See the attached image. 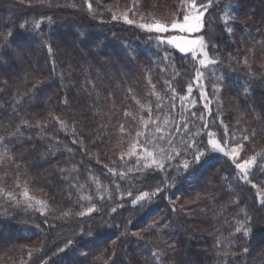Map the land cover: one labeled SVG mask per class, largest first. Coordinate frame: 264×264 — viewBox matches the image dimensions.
Here are the masks:
<instances>
[{
    "label": "trees",
    "instance_id": "obj_1",
    "mask_svg": "<svg viewBox=\"0 0 264 264\" xmlns=\"http://www.w3.org/2000/svg\"><path fill=\"white\" fill-rule=\"evenodd\" d=\"M180 2L0 0V188L15 196L0 194V264H264V205L252 187L264 191V0H213L202 33L217 61L204 74L224 87L221 98L229 120L240 122L244 155L262 154L248 182L227 161L208 157L199 113L193 123L200 133L191 138L194 152L205 151L201 165L185 172L176 158L163 171L118 175L125 158L117 130L134 105L129 89L138 96L146 91L140 103H149L151 117L161 120L173 116V99L185 94L198 69L190 58L112 17L122 7L158 14ZM227 10L241 19L235 32L227 31ZM253 45L259 48L255 57ZM209 121V131L223 141L213 115ZM182 148L180 158L190 160L192 151L187 144ZM25 187L34 200L47 202L43 214L34 201L28 206ZM157 187L163 190L150 202L132 205L135 196ZM187 196L189 204H183ZM92 206L95 212L78 215ZM68 210L72 215L64 217ZM245 216L251 218L247 237L235 231Z\"/></svg>",
    "mask_w": 264,
    "mask_h": 264
},
{
    "label": "rangeland",
    "instance_id": "obj_2",
    "mask_svg": "<svg viewBox=\"0 0 264 264\" xmlns=\"http://www.w3.org/2000/svg\"><path fill=\"white\" fill-rule=\"evenodd\" d=\"M182 7H183L182 3L180 2L179 5H177V8L175 10H173V11L166 10V12H164V11L160 12L159 11L158 14H154L152 11L147 12L146 14H143V13L139 14V13H136L133 10H131V8H126V7H122L118 10V15H116L117 19H115V21H118V22H120L124 25H127V26H133L134 29H137L138 31L149 35V38L155 44L162 45L164 47L173 49L176 53L180 54L181 56H183V57L185 56V57L190 58L192 61H194V64L197 66V69H198L196 74H195L194 79L191 80L186 85L185 94L182 96H178V97L173 99L172 105H171L173 116L167 115L161 120L154 119L153 117H151L149 115V112H148L149 103L145 104L144 109H141V107H140L141 103L138 104L136 102L137 100H139V102H140L141 99H143V97L148 98L146 91H144L141 94L142 96H138L134 91L129 92V95L132 98V100H133L132 102L134 103V105H132L131 109H129L128 111H125V112L129 113V115L126 116L125 112H123V119H125V118L126 119H125V122H123L122 124L120 122V126L123 125L124 131L121 132L119 130L120 126H119V129L117 130V135L119 137L117 139V141H118V145L120 146L119 150L121 151V153H126L129 149L130 142L136 136V133L138 131H144L148 136L151 137V139L154 141V143L163 147L166 152H168L170 155L173 156V159H171V160L166 159L164 161L165 166L170 165L176 158L179 159V163H180V165H182V162L184 159H181L180 155L182 154V151L185 149L182 147L185 146L186 144L188 145L189 143L192 142V138H191L192 136H194L195 138L198 136V135H193L194 133H197V132L200 133V131H198V127L195 126L193 123L194 118L196 119V114L199 113V115L203 114L204 119H205V123H204L203 127H201V131H202V133L207 132L206 138H207V154H208V157L210 159H213V161H215V162H218L220 159L227 161L229 164H231V166H233V168L235 170L236 177L238 179L242 180L243 182H248L249 177H251V175L253 174L256 166H254L251 169L250 175L248 176L247 180H245L243 178V174L240 173L239 169H237L235 167L233 160L230 159L229 156H226L223 153L218 152V151H216V152L211 151L210 146L208 145L209 133H211L213 135V138H215L216 140H218L222 144V146L225 148L226 151H229L231 148H233L237 145H242L241 143L243 141V139L241 140L240 122L235 123V121L233 122L232 120H229V117H230L228 115L229 106L225 102V97L221 98V91L224 90V87H222L221 84L216 82V79H214V78L210 79L209 77H207L204 74L205 71L211 72V69L213 68L214 64H209L207 67H202L199 64V58L193 59L192 53H181L178 49L172 47L171 45H168L167 43H160L159 42L158 37L162 38V39H166L168 36L173 34L171 32H169V33L149 32V31H146V30L138 27V25L140 23H153L156 20H158L162 23L171 22L172 20L176 19L177 16L181 13ZM233 13H235V11L231 12V11L227 10V12L224 14V17H223V19H224L225 16L227 15L228 20L226 23V27H227V29L230 27L232 29L231 32H235L233 29L241 21V19L237 18ZM125 14H127L129 19L134 21L132 24H128L124 21V15ZM163 16H165V17H163ZM141 17L145 18V20L144 19L141 20ZM203 22H204V17H203ZM224 22H225V19H224ZM202 33H203V28L201 29L200 32L184 33L181 35H183L186 39L195 40V39H198L200 37H203ZM258 44L259 43L257 41L256 46H258ZM254 46L255 45H253L251 47L252 49L250 48L249 51H250L251 55L255 57V53H257V50L259 48L257 49V47H254ZM206 51H207V49H206ZM215 74L218 76L217 73H215ZM215 74L213 73L212 75H214L216 77ZM146 81H147V79H146ZM147 84H149V82ZM189 87H191V92L188 91ZM133 97H135V99ZM220 101H221V103H220ZM133 106H134V110H133ZM217 107L224 108L225 110L218 113ZM137 110H139L140 112L146 111L148 113V115L144 118L145 120H149V124H148L147 128H143L140 115L138 116L134 113ZM222 114L225 118H228L229 124L234 125L233 130H229L226 128V124L228 122H225L224 120H222V117H223ZM212 115L214 116V122L217 123L218 127L222 131L221 135L223 136V141H220L218 139V135L215 132L209 131V125H210L209 118ZM165 120H167L168 122L165 123ZM135 121L139 122L138 128L136 127ZM153 121H155V122H153ZM157 124H159L161 129H163V132H162V135L164 136L163 140L157 139V137L159 135H161V133H157L155 131ZM185 126H186L187 130H185ZM229 131H230V133H229ZM227 133H229V134H227ZM142 142H143V139H142ZM172 148L177 149L179 151L180 155H176L174 152H172ZM193 149L194 148H188V150H191L192 153L194 152ZM244 150L245 149L243 146L242 149L240 150L239 157L236 160V163H241L244 160H247L249 158L247 156L245 157ZM189 156H192V154H190ZM122 163H123V169L125 171L128 168L136 169L137 158L135 156H133L131 158L125 156V159ZM140 171L144 172L146 170H134L133 172L128 173L125 177H133L134 175L138 174ZM195 180L196 179H194V181ZM206 181H207V179H204L202 182H205L206 184L211 185L210 184L211 181L209 183H207ZM199 183H201V181ZM254 189H255L256 196H257V199L259 202L261 198H264V191L261 190V187H255ZM195 195H197V194L195 193ZM188 197L189 196H187L184 199L183 204L189 202ZM179 200L177 199V201H179ZM259 204H260V202H259Z\"/></svg>",
    "mask_w": 264,
    "mask_h": 264
},
{
    "label": "snow or ice",
    "instance_id": "obj_3",
    "mask_svg": "<svg viewBox=\"0 0 264 264\" xmlns=\"http://www.w3.org/2000/svg\"><path fill=\"white\" fill-rule=\"evenodd\" d=\"M87 2V0H86ZM213 0H207V3L200 2L198 3L197 0H181L182 3V9L181 13L177 16L176 19L172 20L168 23H162L158 20L154 21L153 23H140L138 27L141 29H144L149 32H157V33H173L172 35L168 36L166 39L159 38L160 43H167L168 45H171L172 47L178 49L181 53H192L193 59L199 58V64L202 67H207L209 64H215L217 61L215 59H212L209 57L207 49V43L204 40L203 37H200L198 39H186L183 35L184 33H196L200 32L201 29L204 27L203 17L206 14L209 7L212 6ZM88 10L89 12L92 11V4H88ZM113 20L117 19L115 15L112 17ZM143 19V17H141ZM225 23H227L228 17L225 16ZM124 21L128 24H132L134 21L129 19L127 14L124 15ZM36 27H39V24L36 25ZM229 33H231L232 29L229 27L227 29ZM11 35V33H9ZM49 53H51L52 49L49 46L48 48ZM245 65L247 64V60L244 61ZM220 79H223V76L220 77ZM149 83L151 84V80H149ZM153 94L156 95L157 100H160L161 97L159 96V93L155 92V85H152ZM132 90L129 89V92ZM189 92H191V87L188 89ZM135 99V97H133ZM20 101L17 100L16 103H19ZM138 104L140 103L139 100L136 101ZM141 109L145 108V105H140ZM157 107L159 108L160 105L157 104ZM149 115L151 116V107H148ZM125 115H129V113L125 112ZM53 120L60 124L62 128H66L67 125L59 119V117L53 116ZM141 122L143 128H147L149 124V120H145L143 117H141ZM155 122V121H153ZM168 121L165 120V123ZM37 126H39V121L37 122ZM44 127H47V124L44 125ZM185 130L186 126H185ZM19 131V129H17ZM120 131H124L123 125L120 126ZM157 133H161L157 137L159 140H163L164 136L162 135L163 129L157 124V127L155 129ZM193 135H199V133H194ZM143 139V142H142ZM245 140L248 139L247 136L244 137ZM72 143H80V141L73 139ZM195 140H192L191 143L187 145L188 148H194L195 147ZM208 145L210 146L211 151L213 152H221L226 156H229L230 159L233 160V163L235 164V167L239 169L240 173L243 174V178L247 180L248 176L250 175L251 169L257 165V157L262 156L261 153H256L255 155H252L247 160H244L241 163H236V160L239 157L240 150L242 149L243 145H237L233 148H231L229 151H226L225 148L222 146V144L213 138V135L209 133V139H208ZM70 151V149H69ZM172 152H174L176 155H180L179 151L175 148H172ZM125 156L131 158L135 156L137 158V165L136 169L128 168L126 171H120L118 175L121 178H124L128 173L133 172L134 170H146L150 168L159 169L161 171L164 170L165 164L164 161L173 159V156L170 155L168 152L165 151V149L158 144L154 143V141L151 139L150 136H148L144 131H138L136 133V136L132 139L130 142L129 149L126 153H122L120 156V159L123 160ZM205 156V151L197 150L192 153V158L184 159L182 162L181 167L184 169L185 172L190 167H195L202 164V157ZM0 162H2V155H0ZM99 162V161H98ZM142 162V163H141ZM261 167H264V156H262V162ZM109 172H112L113 175H116L117 172L113 168L108 169ZM63 171V169L61 170ZM172 181L175 180V177L171 178ZM250 182V181H249ZM251 183V182H250ZM165 186H170L168 179H165L164 182ZM17 187H19V183L17 182ZM82 188L83 185H80ZM252 187H257L256 184H252ZM163 189L161 187H157L154 191H143L137 196H135L134 199H132L131 203L132 205H141L142 202H150L152 198L156 195H158ZM0 194L6 196L9 200H15V196L13 192L11 191H5L4 188H0ZM23 197L26 201H28V206H33V201L35 205L39 206V210L43 214L44 211L49 207L47 202L43 200H34V198L29 194V191L25 187V189L22 192ZM128 196H132V193L129 191L127 193ZM81 199H91V197H85L81 196ZM121 199H123V196H121ZM260 204L264 205V198L260 199ZM123 205H119V207H122ZM116 208H112V212H116ZM96 211L95 206L88 207L86 211H81L78 213L80 216H84L86 214H91ZM64 217H69L72 215V212L70 210L64 211L62 213ZM250 217L245 216V221L241 222L240 225L235 229L237 233L243 232V235L247 237L251 231L250 226H248V223L250 222ZM131 223V221H129ZM134 235H138V233H133ZM88 235H91V232L88 233ZM73 241L69 240L67 246L71 245ZM64 248H61L60 251H64ZM245 253H247L248 249H243ZM82 255H86L87 253H81ZM155 255V253H153Z\"/></svg>",
    "mask_w": 264,
    "mask_h": 264
}]
</instances>
